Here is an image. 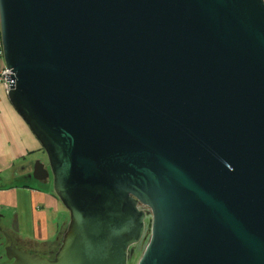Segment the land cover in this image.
Returning <instances> with one entry per match:
<instances>
[{
    "label": "water",
    "instance_id": "water-1",
    "mask_svg": "<svg viewBox=\"0 0 264 264\" xmlns=\"http://www.w3.org/2000/svg\"><path fill=\"white\" fill-rule=\"evenodd\" d=\"M0 34L70 214L12 264H264V0H0Z\"/></svg>",
    "mask_w": 264,
    "mask_h": 264
},
{
    "label": "crops",
    "instance_id": "crops-1",
    "mask_svg": "<svg viewBox=\"0 0 264 264\" xmlns=\"http://www.w3.org/2000/svg\"><path fill=\"white\" fill-rule=\"evenodd\" d=\"M6 68L0 47V73ZM41 151L38 139L16 112L8 92L0 84V185H3L0 187L3 204L0 209L6 208L15 215V220L5 228L37 246L59 237L70 221V214L55 194L52 181L34 188L16 183L21 176L20 167L34 166ZM40 161L48 166V162Z\"/></svg>",
    "mask_w": 264,
    "mask_h": 264
},
{
    "label": "flooded vegetation",
    "instance_id": "flooded-vegetation-1",
    "mask_svg": "<svg viewBox=\"0 0 264 264\" xmlns=\"http://www.w3.org/2000/svg\"><path fill=\"white\" fill-rule=\"evenodd\" d=\"M34 166H21L18 170V173L21 176L18 180L25 182L26 187H30L31 184H35V187L46 186L42 184V181L45 179L43 172L39 169L35 170ZM0 229L3 232V239L0 242V260L3 264H12L14 260L10 259L9 256H14L13 252L15 249H21L23 251H28L34 255H40L41 257H46L50 260H54L63 240V236L67 229L63 230L60 233L59 237H56L53 241L44 244V245H35L30 241L16 235V233H10L5 227L4 224L0 223Z\"/></svg>",
    "mask_w": 264,
    "mask_h": 264
},
{
    "label": "rangeland",
    "instance_id": "rangeland-1",
    "mask_svg": "<svg viewBox=\"0 0 264 264\" xmlns=\"http://www.w3.org/2000/svg\"><path fill=\"white\" fill-rule=\"evenodd\" d=\"M38 159L35 161V164L40 161V160H43L45 162H48V156L45 152V150L41 151L39 154H38ZM18 186H22L24 187L25 185V182L23 181H20L18 180V182H16ZM3 185H0V187H2ZM31 188H34L35 187V184H31L30 185ZM0 205H3L2 202H0ZM68 215V214H67ZM5 216V219H3V217ZM15 220V215L13 212H11L10 210H7L6 208L5 209H0V223L4 224V227H6L7 225H9L10 223H12L13 221ZM3 232L2 230L0 229V242H2L3 239ZM53 241V240H52ZM145 243L141 242L139 244V248H138V251L136 253V256L134 257V259L129 263V264H138L142 254H143V251H144V247H145ZM0 264H3V262L0 260Z\"/></svg>",
    "mask_w": 264,
    "mask_h": 264
},
{
    "label": "built area",
    "instance_id": "built-area-1",
    "mask_svg": "<svg viewBox=\"0 0 264 264\" xmlns=\"http://www.w3.org/2000/svg\"><path fill=\"white\" fill-rule=\"evenodd\" d=\"M7 74L11 75V71L7 68L0 73V84L4 85L6 91L10 89V82H7Z\"/></svg>",
    "mask_w": 264,
    "mask_h": 264
},
{
    "label": "trees",
    "instance_id": "trees-1",
    "mask_svg": "<svg viewBox=\"0 0 264 264\" xmlns=\"http://www.w3.org/2000/svg\"><path fill=\"white\" fill-rule=\"evenodd\" d=\"M1 40V39H0ZM0 47H1V49H2V46H1V41H0Z\"/></svg>",
    "mask_w": 264,
    "mask_h": 264
}]
</instances>
